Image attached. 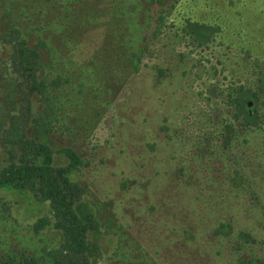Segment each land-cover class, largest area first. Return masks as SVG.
<instances>
[{
  "label": "rangeland",
  "instance_id": "rangeland-1",
  "mask_svg": "<svg viewBox=\"0 0 264 264\" xmlns=\"http://www.w3.org/2000/svg\"><path fill=\"white\" fill-rule=\"evenodd\" d=\"M10 1L0 0V32L17 16L30 26L18 1L4 13ZM154 10L169 23L156 37L147 32L139 71L116 90L105 87L109 76L93 63L104 31L88 29L67 60L73 80L47 113L45 140L83 161L72 178L86 188L83 210L99 222L90 235L95 264H134L130 242L128 253L116 249L130 238L152 264H264V0H163ZM12 72L0 41V85ZM6 96L0 86V167L19 101ZM245 96L251 115L240 107L234 119ZM33 103L35 113L43 107L37 95ZM69 161L54 155L56 165ZM54 224L48 201L0 189V257L51 264L48 251L63 240Z\"/></svg>",
  "mask_w": 264,
  "mask_h": 264
},
{
  "label": "trees",
  "instance_id": "trees-1",
  "mask_svg": "<svg viewBox=\"0 0 264 264\" xmlns=\"http://www.w3.org/2000/svg\"><path fill=\"white\" fill-rule=\"evenodd\" d=\"M17 1L19 4L14 8L24 14L30 26L17 16L0 32V41L9 47L10 67L15 74V82L5 76L0 86L7 95L5 101L13 102L19 97L17 112L11 116L4 133L9 146L7 164L0 167V189L11 187L28 191L38 201L50 203L54 226L63 234L59 245L48 251L51 264H95L96 245L90 235L100 231L99 222L83 210L86 188L72 178L83 161L74 149H55L45 140L52 129L47 113L61 103L55 91L62 92L73 80L67 60L88 29L102 27L104 31L102 45L94 56L98 59L93 61L94 68L104 80L108 78L104 75L109 76L104 86L116 90L128 75L141 68L149 45L147 32L158 36V30L169 23V16L156 15L154 10L163 0H11L8 7L6 1L1 3L8 17L12 12L9 8ZM35 95L43 106L36 113ZM244 99L245 106H235L234 119H240L243 109L247 110V117L251 115L252 107L249 109L246 102L251 98L245 96ZM30 126L33 128L31 137ZM243 126L241 129L247 130L250 124ZM231 128L230 124L226 126V130L232 132ZM58 152L69 157L68 165L54 163ZM47 224L45 217L40 218L36 231ZM127 242L135 250L134 264H139L137 253L146 259L144 263L152 264L142 246L131 238L117 245L119 256L128 253ZM0 264L41 263L34 257L18 260L8 255L0 257Z\"/></svg>",
  "mask_w": 264,
  "mask_h": 264
},
{
  "label": "flooded vegetation",
  "instance_id": "flooded-vegetation-1",
  "mask_svg": "<svg viewBox=\"0 0 264 264\" xmlns=\"http://www.w3.org/2000/svg\"><path fill=\"white\" fill-rule=\"evenodd\" d=\"M250 102H248V106H249ZM249 109H250V106H249Z\"/></svg>",
  "mask_w": 264,
  "mask_h": 264
},
{
  "label": "water",
  "instance_id": "water-1",
  "mask_svg": "<svg viewBox=\"0 0 264 264\" xmlns=\"http://www.w3.org/2000/svg\"><path fill=\"white\" fill-rule=\"evenodd\" d=\"M250 105V104H249Z\"/></svg>",
  "mask_w": 264,
  "mask_h": 264
}]
</instances>
